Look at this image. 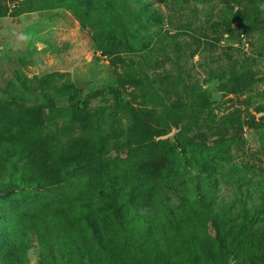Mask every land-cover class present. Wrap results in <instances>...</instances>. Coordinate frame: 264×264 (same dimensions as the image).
<instances>
[{
    "label": "rangeland",
    "instance_id": "obj_1",
    "mask_svg": "<svg viewBox=\"0 0 264 264\" xmlns=\"http://www.w3.org/2000/svg\"><path fill=\"white\" fill-rule=\"evenodd\" d=\"M47 1L0 0L6 11L0 14V101L38 109L45 129L57 133L61 120L56 124L52 112L74 108L90 115L97 155L119 179L134 157L131 147L149 141L173 145L178 170L174 190H158L151 201L135 191L134 206L98 210V230L114 239L96 259L65 253L58 264H102L113 255L151 264L147 259H158V245L163 259L170 251L168 259L187 264L202 256V236L216 237L212 218L221 233L230 232L233 244L245 236L247 254L226 256V263L262 257L264 0ZM100 45H113L108 51L118 52L128 66L111 65ZM125 72L142 86L120 87L118 75ZM239 76L253 82L236 93L225 91ZM204 99L208 108L200 106ZM142 109L158 122H145ZM198 147L205 151L194 154ZM20 172L11 170L0 197V264L13 257L18 264H41L61 254L59 240L52 233L30 234L22 218L50 219L58 195L71 189L24 187ZM167 204L180 206L178 215L193 219L195 228L182 236L166 232Z\"/></svg>",
    "mask_w": 264,
    "mask_h": 264
},
{
    "label": "trees",
    "instance_id": "obj_2",
    "mask_svg": "<svg viewBox=\"0 0 264 264\" xmlns=\"http://www.w3.org/2000/svg\"><path fill=\"white\" fill-rule=\"evenodd\" d=\"M45 2L49 4L47 0ZM44 6L42 1L38 8L42 9ZM4 12H6L5 9L0 7V14ZM152 13L154 12H148V14ZM100 38L103 43H106L105 38L102 36ZM110 48H113V45H106V47L100 45L99 47L100 50H106V52ZM108 52L111 65L114 67L122 65V68L128 66L124 59L118 56V52ZM234 78L232 87L228 88L224 85L225 91L236 93L245 90L253 82H249L246 77L242 80L240 76ZM118 84L120 87L131 85L140 88L142 86V82L132 77L129 72L118 75ZM200 103L203 108L209 106L206 99L201 100ZM140 114L145 122H158L154 119L153 112L148 109H142ZM51 116H54L53 120L56 124L58 120H61L58 133L45 129L44 122L40 121L42 114L38 109L13 107L9 102L0 101V197L7 192L3 191V187H7L4 181L9 178L11 170L17 167L21 168L19 181L24 187L25 185H37L34 187L37 190L61 187L63 191L65 188H70L69 194L63 192L58 195L59 197L52 205L50 219L32 214L28 218L23 217V223H27V230L30 234L34 232L37 234L52 233L59 240L56 245L61 254L53 257L51 253L50 260H42L41 264H58L61 259H65L62 257L65 253H70L68 256L74 259H82L83 255L96 259L102 248L111 245L114 239L101 234L98 230L102 223L98 210L106 207L114 211L121 206L119 210L122 211L127 205L134 206L139 203L135 191L140 190L142 197L151 201V197L158 190L159 192L164 188L174 190L178 181V170L172 159L175 152L173 151L174 146L166 140L134 144L131 147L134 157L127 161L126 177L119 179L111 174L107 159L102 155H97V146L90 138L93 127L90 115H81L74 108H64L52 112ZM184 122L189 121L184 120ZM181 151L185 154L187 146L184 145ZM204 151L203 148L198 147L194 154H202ZM206 151L208 154L212 153V149L206 148ZM28 180L29 183H27ZM127 187L130 191L128 195L125 194ZM156 202L158 199L155 198ZM162 203L161 199L159 204L162 205ZM163 209L166 219L162 228L167 229L166 232L182 236L195 228L193 219L187 220L178 215L182 211L180 206L167 204ZM227 217L230 218L228 222L232 225L235 222L234 218L232 219L231 215ZM210 222L216 231V237L212 239L207 238L206 235L202 236L200 241L203 246L202 256L194 255L195 259L187 264H228L225 261L227 259H224L226 256L234 257L238 254L240 258H243L247 254L244 252L245 236H241V240L233 244L234 239L229 235L230 232L221 233L215 219H210ZM157 249L155 254L158 259L153 261L147 259V263L183 264L178 259L174 261L168 259L170 251H168L167 259H163L164 254L159 249V245ZM173 254L179 258L181 256L178 251H173ZM140 260L138 264H145L142 263V259ZM240 260L236 257L231 264H264V255L255 262L248 260L240 262ZM18 263L19 259L14 257L1 262V264ZM102 264L133 263L113 255L111 259H105Z\"/></svg>",
    "mask_w": 264,
    "mask_h": 264
},
{
    "label": "water",
    "instance_id": "obj_3",
    "mask_svg": "<svg viewBox=\"0 0 264 264\" xmlns=\"http://www.w3.org/2000/svg\"><path fill=\"white\" fill-rule=\"evenodd\" d=\"M165 137H162L161 139H164Z\"/></svg>",
    "mask_w": 264,
    "mask_h": 264
}]
</instances>
